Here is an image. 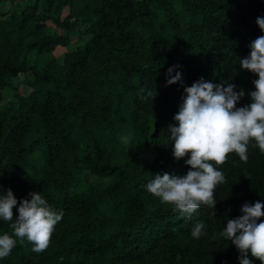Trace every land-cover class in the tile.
<instances>
[{
	"label": "trees",
	"instance_id": "1",
	"mask_svg": "<svg viewBox=\"0 0 264 264\" xmlns=\"http://www.w3.org/2000/svg\"><path fill=\"white\" fill-rule=\"evenodd\" d=\"M18 1L0 9V186L17 203L40 192L63 216L46 250L18 240L0 264H239L235 246L216 234L242 203L264 200L258 147L249 145L246 161L228 153L218 165L225 180L213 209L180 216L143 185L189 167L167 141L183 86L231 80L245 92L237 106L248 103L255 77L238 61L261 35L264 0ZM80 25L85 41L58 60L54 50ZM170 65L183 85H165ZM25 75L30 92L5 100L3 90ZM128 130L127 148L120 136ZM148 148L153 158L143 164ZM198 220L206 232L197 239ZM3 232L12 233L9 221H0Z\"/></svg>",
	"mask_w": 264,
	"mask_h": 264
},
{
	"label": "clouds",
	"instance_id": "2",
	"mask_svg": "<svg viewBox=\"0 0 264 264\" xmlns=\"http://www.w3.org/2000/svg\"><path fill=\"white\" fill-rule=\"evenodd\" d=\"M261 35L252 39L246 56L239 58L238 65L254 74L253 89L247 95L248 103L237 106L245 95L230 81L213 82L199 78L183 92L178 110L172 116L175 123L167 127V141L171 144L174 159H183L189 166L184 174L163 172L151 174L143 185L144 189L158 197L161 202L172 205L180 216L190 215L201 206L216 203L214 189L225 180L218 167L235 153L240 160L248 159L251 144L264 152V16L255 20ZM178 65L165 69V85L179 82L183 85L182 73ZM133 132L121 134L120 142L131 146ZM29 198H17L10 188L0 186V221H9L12 233H0V258L9 255L20 242H30L33 253L47 249L55 226L63 213L57 212L46 203L40 192L30 191ZM16 215L13 217V206ZM264 200L251 203L245 201L240 206V215L227 219L216 234L230 241L238 250L239 264H253L250 257L264 264ZM203 220L196 221L190 229L193 238L205 234Z\"/></svg>",
	"mask_w": 264,
	"mask_h": 264
},
{
	"label": "rangeland",
	"instance_id": "3",
	"mask_svg": "<svg viewBox=\"0 0 264 264\" xmlns=\"http://www.w3.org/2000/svg\"><path fill=\"white\" fill-rule=\"evenodd\" d=\"M17 1V2H16ZM0 0V9L3 11L11 10L14 6V3H19L18 0ZM33 2V0H21L20 3L24 6L27 3ZM42 0H39V5H41ZM48 31H53V25L51 22H47ZM83 26L80 25L77 29L73 30L70 34L71 38L69 44L66 47H57L54 50V55L60 60L62 55L69 50L74 49L77 45L83 43L86 39L84 35L81 34ZM59 34H64L65 32L62 30H56ZM31 80V76H22L20 79H15L12 81V84L9 88L3 90L2 95L5 100L12 99L14 91L17 94L26 96L30 92L29 82ZM153 158V151L148 148L142 154H140V159L142 160L143 164L149 163Z\"/></svg>",
	"mask_w": 264,
	"mask_h": 264
},
{
	"label": "water",
	"instance_id": "4",
	"mask_svg": "<svg viewBox=\"0 0 264 264\" xmlns=\"http://www.w3.org/2000/svg\"><path fill=\"white\" fill-rule=\"evenodd\" d=\"M155 137H156V128H155L154 132H153L152 135H151V138H152V139H154Z\"/></svg>",
	"mask_w": 264,
	"mask_h": 264
}]
</instances>
